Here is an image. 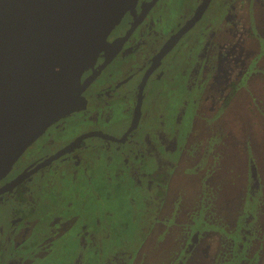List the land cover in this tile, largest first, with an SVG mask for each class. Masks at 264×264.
<instances>
[{"label": "rangeland", "instance_id": "1", "mask_svg": "<svg viewBox=\"0 0 264 264\" xmlns=\"http://www.w3.org/2000/svg\"><path fill=\"white\" fill-rule=\"evenodd\" d=\"M183 1L171 10H188L196 3V0ZM239 6V1L230 6L232 19L224 31L225 22L219 35L220 39L224 36L220 41L229 46V52L218 59L219 70L208 85V100L197 110L201 118L195 119L194 124L195 106L205 89V79L201 76L191 83L181 74L185 68L176 70L168 87L162 90L165 98H169L168 106L160 101L161 97L152 106L153 115L162 114L166 119L161 131L168 134L170 129L179 146H184L180 157L176 152L161 153L177 159L165 168L173 176L163 210L149 218L145 198L154 199L150 212L158 209L160 199L141 186L132 189L128 173L114 174V169L107 165L115 166L119 161L109 163L108 150L81 154V166L88 170L83 173L80 169L76 177V173L72 174L76 165L57 161L27 183L32 189L31 197H42L48 207L54 203L49 208L58 211L62 230L70 226L57 237L52 250L38 259V264H64L71 260V254H74L71 264H109L108 259L114 253H118L119 264H264V190H255L258 186L255 189L252 184L249 186L246 178L250 152L257 168L259 165L258 177L264 182V136L259 132L264 131V0H248L244 9ZM215 11L209 12L205 27L210 23L213 28L217 26L212 23L214 18L220 19ZM222 22L223 18L220 27ZM225 45L223 50L227 51ZM180 63H184L183 58ZM122 65L125 67L126 63ZM117 67L119 61L113 69ZM106 77L101 81L109 78ZM235 81L237 93L226 107L223 97ZM179 108L185 115L181 120ZM159 125L155 116L146 120L137 136L139 144L143 145L145 135L159 143L156 135ZM247 130L252 133L251 138ZM39 141L19 159L21 167L45 154ZM148 160L143 169L158 166L154 153L150 152ZM49 181L54 182L58 192L47 191ZM12 199L0 203V248L4 249L10 239L9 216L17 207ZM85 222L94 233L89 247L82 243L79 233ZM196 232L197 240L188 250Z\"/></svg>", "mask_w": 264, "mask_h": 264}, {"label": "flooded vegetation", "instance_id": "2", "mask_svg": "<svg viewBox=\"0 0 264 264\" xmlns=\"http://www.w3.org/2000/svg\"><path fill=\"white\" fill-rule=\"evenodd\" d=\"M234 1H239V7L244 9L248 0H209L201 17L188 29L186 24L203 6L205 0H196L193 8L189 7L188 10L183 8L179 12L172 11L171 8L176 4L180 5V2L184 3L183 0H136L134 2V5L127 10L120 22L108 35L107 49L113 44L117 49L115 54H110L113 53L112 49H109L110 52L103 50L99 54L96 63L90 65L82 76V81H85L94 75L92 80L80 92V97L86 100L84 104L81 101V105H84L85 108L63 116L35 140L40 139L39 142L45 148L44 155L30 160L25 166L21 167L19 161L24 152L19 158L20 160L18 159L13 167L0 179V188H5V191L0 193V203L13 198L12 200L17 204L16 209H13L9 216L8 235L10 239L5 249L4 246L0 248V264H38V259H43L45 257L43 254L52 250L51 247L57 237L69 229L71 224L68 221L69 227L62 230L63 225L59 223L58 211L53 212L50 209L54 203L53 205L50 204L49 208L41 200L42 197H31L30 192L32 189L27 183L35 175L54 166L57 161L71 166L76 165L72 169V174L76 173L75 177L80 169L83 170V173L86 172L88 167L81 166L80 156L83 153L89 154L90 150H108L111 153L109 163L116 161V159L119 161L115 166L107 165L110 170L114 169V174L126 176V173H128L131 181H133L131 182L132 189L135 186H141L143 190H149L155 194V197L160 199L158 209L150 212L149 207L153 204L154 199L145 198L144 204L149 218L158 214V211L163 210L165 197H168V188L173 176L172 172L167 174L165 168H168V163L173 165L177 159L170 155H161V153L176 152L175 154L178 153L180 157L184 146H179L176 136L170 134L169 128L167 130L168 134L166 131H161L166 119L162 114L153 115L152 106L156 99L160 97V101L165 105L168 103L169 98H165L166 96L162 90L164 87H168V82L176 74V70L185 68L187 70L181 69V74L184 73L191 83L197 82L201 76H204L205 79V89L195 106L194 124L195 119L201 118L200 115L198 116L197 110L208 100L207 94L210 89L208 85H210L211 80L213 81L216 78L219 70L218 59L229 52V46L221 42L224 36L220 39L219 35L225 26V22L227 21L224 31L232 19V11L229 12V8ZM211 9H216L215 13L219 14L220 17L219 20L217 18L213 19L212 23L217 24L214 28L211 23L207 27L203 24ZM241 12L243 13L242 9ZM222 18L223 22L220 27L219 24ZM210 26L212 29L208 30L207 28H210ZM170 40L172 47L164 55H159V52ZM224 45L228 48L227 51L223 50ZM182 58L183 64L180 63ZM104 61L105 63H103ZM118 61L120 67L113 69V65L117 64ZM125 63L126 66L121 67ZM105 77L109 78L101 81ZM235 82L223 97L222 101L226 107L237 93L238 82ZM137 109L139 110V117L137 124L134 126ZM183 112V109L180 110L179 108V120L182 116L184 118ZM154 116L160 123L156 130L160 142L157 143L154 137L150 138L149 135H145L143 145H140L137 136L144 127L146 120L150 119L151 121V117ZM194 124L191 130L192 133H190L192 136L195 134ZM96 131L108 133L117 139L99 135L85 136ZM247 131H249V137L251 138L252 133H250V130ZM259 132L260 135L263 134L264 136V131L259 130ZM262 138L264 139V137ZM74 141H76V144L61 156L56 157L47 164H41ZM102 141H104V144L101 143ZM150 152L158 157V166L153 170L143 169V164L149 161ZM248 154V167L251 165L258 171L259 165L257 168L254 157L250 158V152ZM32 169L37 170L18 184L14 186L7 185L21 172L31 171ZM156 174L157 176L161 174L162 179L157 178ZM74 176L71 178H74ZM50 177L53 181L54 178ZM246 178L250 182L249 172H247ZM257 178L260 182L259 186L257 183L258 189H255L254 181L250 182L249 186L252 184L255 190L263 191L264 182L261 184L259 177ZM60 180L61 177L57 179L59 184L61 183ZM258 180L256 181L258 182ZM52 181L47 182V191L58 192L59 189H54V182ZM59 214L65 219V215ZM45 229L47 231L51 229V231L47 233ZM79 233L82 243L87 247L92 246L94 233L90 230L87 222L84 223L83 227L80 226ZM196 233L198 234V232ZM195 235L192 237V243L189 245L188 250L195 243L193 241ZM109 259L113 261L115 259V263ZM109 259V264H119L121 262L118 261V253L111 254ZM73 260L74 254H71V260L64 262V264H71Z\"/></svg>", "mask_w": 264, "mask_h": 264}, {"label": "water", "instance_id": "3", "mask_svg": "<svg viewBox=\"0 0 264 264\" xmlns=\"http://www.w3.org/2000/svg\"><path fill=\"white\" fill-rule=\"evenodd\" d=\"M135 1L0 0V179L48 127L85 108L80 92L94 75L85 81L82 76L103 50L112 49L110 54H115L113 44L107 49L108 35ZM208 2L188 21L187 29L201 17ZM171 47L170 40L159 55ZM138 117L137 109L134 126ZM91 135L117 139L102 131L85 136ZM35 170L21 172L7 185L18 184ZM4 191L0 188V193Z\"/></svg>", "mask_w": 264, "mask_h": 264}, {"label": "trees", "instance_id": "4", "mask_svg": "<svg viewBox=\"0 0 264 264\" xmlns=\"http://www.w3.org/2000/svg\"><path fill=\"white\" fill-rule=\"evenodd\" d=\"M229 99V98H228ZM229 101V100H228ZM249 170H248V172H249V178H250V182H253L256 186H257V183H258V186H259V184H260V182H259V180H258V176H257V173H258V171L255 169V168H253V166H251V165H249ZM162 175L161 174H158V176H157V174H156V177L157 178H159V179H162V177H161ZM256 180H258V182L256 181ZM261 181V184H262V180H260Z\"/></svg>", "mask_w": 264, "mask_h": 264}]
</instances>
